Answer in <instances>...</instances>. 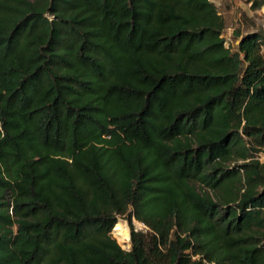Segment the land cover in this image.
<instances>
[{
    "label": "trees",
    "instance_id": "trees-1",
    "mask_svg": "<svg viewBox=\"0 0 264 264\" xmlns=\"http://www.w3.org/2000/svg\"><path fill=\"white\" fill-rule=\"evenodd\" d=\"M239 23L0 0V264H264V23Z\"/></svg>",
    "mask_w": 264,
    "mask_h": 264
},
{
    "label": "rangeland",
    "instance_id": "rangeland-1",
    "mask_svg": "<svg viewBox=\"0 0 264 264\" xmlns=\"http://www.w3.org/2000/svg\"><path fill=\"white\" fill-rule=\"evenodd\" d=\"M212 2L219 8L221 14L227 21L228 27L224 33V37L227 40V46H230V45L237 46L239 44L238 41L236 42L233 36V32H234V29L239 27V24H240L239 19H240L242 12L247 14L249 18L254 17L261 23H264V7L257 12L252 11L249 0H212ZM260 159L262 162H264V153L261 155ZM118 223H121L126 229L127 233L131 235L130 226L125 218H121ZM134 224L136 228L138 229L144 228L142 224L136 221L134 222ZM115 227L112 231V236L118 241V243L124 250H129L131 247L130 242L126 244L121 243L116 233L114 232Z\"/></svg>",
    "mask_w": 264,
    "mask_h": 264
},
{
    "label": "bare ground",
    "instance_id": "bare-ground-1",
    "mask_svg": "<svg viewBox=\"0 0 264 264\" xmlns=\"http://www.w3.org/2000/svg\"><path fill=\"white\" fill-rule=\"evenodd\" d=\"M114 232L116 233V235H117V237L121 243L126 244L128 242H131L130 241L131 235L127 233L126 229L124 228V226L121 223H118L116 225Z\"/></svg>",
    "mask_w": 264,
    "mask_h": 264
},
{
    "label": "crops",
    "instance_id": "crops-1",
    "mask_svg": "<svg viewBox=\"0 0 264 264\" xmlns=\"http://www.w3.org/2000/svg\"><path fill=\"white\" fill-rule=\"evenodd\" d=\"M250 5L252 6V2H250Z\"/></svg>",
    "mask_w": 264,
    "mask_h": 264
}]
</instances>
